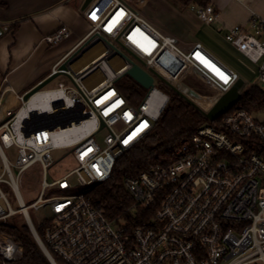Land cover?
<instances>
[{
  "label": "built area",
  "instance_id": "obj_1",
  "mask_svg": "<svg viewBox=\"0 0 264 264\" xmlns=\"http://www.w3.org/2000/svg\"><path fill=\"white\" fill-rule=\"evenodd\" d=\"M145 1L108 0L105 14L53 67L57 73L69 60L66 76L74 85L59 83L46 90L54 93L47 110L31 111L23 95L17 96V110L1 107L0 223L22 214L52 264H58L53 253L66 264H264V158L243 143L255 138L264 144V122L245 109L225 113L220 128L211 121L199 126L170 161L126 178L131 205L115 218H108L85 193L45 198L52 188L66 192L78 184L107 182L118 159L151 134L170 102L169 94L155 84L158 76L167 80L170 75L163 67L166 60L196 70L224 95L239 79L244 80L242 95L252 86L202 43L180 46L143 14ZM190 8L203 24L220 20L211 4ZM248 20L223 28L225 40L260 65L264 84V19L252 12ZM69 36V27L61 25L43 41L56 46ZM98 44L103 51L75 70L73 65ZM124 55L154 77V86L140 102L133 103L116 86L132 66ZM92 75L102 80L89 87L85 80ZM33 113L52 117L33 119ZM81 116L85 119L77 122ZM32 123L40 128L26 136ZM102 130L105 136L99 135ZM14 147L17 158L11 162L5 151ZM57 150L73 151L77 165L49 182L46 176ZM34 164L42 167L44 180L37 200L26 206L19 187ZM2 183L11 187L18 209ZM31 208L48 209L43 238ZM142 209L148 217L141 216ZM23 255L22 246L0 232V264H16Z\"/></svg>",
  "mask_w": 264,
  "mask_h": 264
},
{
  "label": "crops",
  "instance_id": "obj_2",
  "mask_svg": "<svg viewBox=\"0 0 264 264\" xmlns=\"http://www.w3.org/2000/svg\"><path fill=\"white\" fill-rule=\"evenodd\" d=\"M208 1L220 13V20L211 26L200 21L201 25H189L195 32L192 41L183 42L165 28L160 29L183 48L202 43L226 63L204 38L213 32L225 38L223 28L248 24L252 12L264 19V0ZM83 3L84 0H0V91L5 88L15 97L24 95L53 73V67L100 20L109 5L107 0H94L82 11ZM190 7L181 9L188 11L187 18L191 15L198 20ZM61 25L69 27L70 36L56 46L45 43L43 38ZM170 74L174 75L172 70Z\"/></svg>",
  "mask_w": 264,
  "mask_h": 264
},
{
  "label": "rangeland",
  "instance_id": "obj_3",
  "mask_svg": "<svg viewBox=\"0 0 264 264\" xmlns=\"http://www.w3.org/2000/svg\"><path fill=\"white\" fill-rule=\"evenodd\" d=\"M145 2L146 3L142 6V12L150 21H152V23H154L161 29L165 28L166 30H164L166 32L173 34L181 41L183 40V42L185 40V42L187 41L186 43H188L195 38V32L191 30L189 25H201V23L191 15L187 18L188 11L181 9L179 4H177L175 0H146ZM204 41L209 47L213 48V50L221 59H223L229 66L239 72V74L245 79L246 86L247 84L257 85L264 91V84L259 79L260 65L252 63L247 57L237 51L238 49H236L225 40L224 35H218L214 32L209 33V35L204 38ZM183 42L181 43L183 44ZM102 51L103 46L101 44L96 45L95 48L93 47L92 50L87 52L82 57V59L74 65V69L78 71V69H80L83 65L89 63ZM166 61L168 62H164L163 67L168 69V71L170 72L172 70V73L174 74H170L167 80L181 92H183L186 96L196 102L199 106L202 105L205 111H208L214 104V102L220 96L224 95L217 85L208 80V78H205L204 76L199 74V72H197L196 70L187 67L179 62H175L171 59H168ZM101 80L102 79L98 75H92L90 78L85 80V84L89 87H92L99 83ZM59 83L74 85V83L68 76L61 75L50 82L47 87L43 89V91L57 88ZM155 84L158 86H164L165 92L169 95H172V93L177 94L175 90H173L168 84H166L159 78H156ZM116 86L117 88L122 90L121 92L124 95L127 96V93H125L124 89H130L129 87L136 86V82L131 77H129V75H125L116 82ZM141 91L142 95L147 92L144 88ZM5 92V88L0 91V101L3 99V103L2 106H0V109L1 107L6 106L7 110H17L21 103L18 101L15 95H11V92H8L7 94H5ZM3 95L7 96L3 97ZM256 115L261 121L264 122V112H258V114ZM0 124H2V121L0 122ZM104 134H106V131L102 130L99 135L105 136ZM5 152L10 161L14 162L17 158L16 148L14 147L11 149H7ZM53 156L54 164L48 169V175L46 176V179L49 182H51L54 178L65 175L77 165L74 159L73 151L71 150H57L53 152ZM13 172L16 173L17 170L13 168ZM2 173L3 164L0 159V175ZM4 177L9 178L6 174L4 175ZM43 180L44 172L40 164H34L24 172L19 190L23 202L26 206L32 204L41 194L40 192L42 189ZM73 180L77 182L76 177H74ZM86 187L87 186L78 184L73 190L66 192H61L57 190V188H52L45 193V198L62 194L71 196L79 195L85 192ZM1 189L3 190V192H5L12 207L18 209V203L11 187L6 183H2ZM47 210L48 209L36 210L34 208H31L29 210L30 217L34 224L43 223V221L47 217Z\"/></svg>",
  "mask_w": 264,
  "mask_h": 264
},
{
  "label": "trees",
  "instance_id": "obj_4",
  "mask_svg": "<svg viewBox=\"0 0 264 264\" xmlns=\"http://www.w3.org/2000/svg\"><path fill=\"white\" fill-rule=\"evenodd\" d=\"M175 2L181 8L192 5L206 7L210 4L208 0H175ZM159 87L165 91L164 86ZM129 88H125L124 91L133 103L140 102L146 94H141L143 87L137 83L136 86ZM169 96L170 102L151 134L118 159L111 179L86 187L84 193L108 218L121 215L131 205L132 197L125 186L126 178L136 177L155 164L170 161L176 148L186 142L199 126L208 123L201 112L178 94L172 93ZM236 109H245L252 113L264 112V91L257 85L250 86L230 112ZM226 114L213 121V126L220 128L221 120ZM248 142L243 141L250 152L258 153L264 158V144L255 138ZM141 216L148 217V210L142 209ZM46 223L35 225L40 238H43ZM0 232L22 246L24 255L17 264H52L22 214L12 216L6 222L0 223ZM53 255L58 264H66L55 253Z\"/></svg>",
  "mask_w": 264,
  "mask_h": 264
},
{
  "label": "water",
  "instance_id": "obj_5",
  "mask_svg": "<svg viewBox=\"0 0 264 264\" xmlns=\"http://www.w3.org/2000/svg\"><path fill=\"white\" fill-rule=\"evenodd\" d=\"M94 0H84V3L82 5V11L86 10L91 3ZM125 56V55H124ZM125 58L129 61V63L132 65L131 68L128 69L126 72V75H129L136 83H138L141 87H143L145 90H149L154 86V77L146 72L141 66H139L137 63L133 62L129 57L125 56ZM69 70V60L62 63V65L59 68V71L57 73H53L47 78H45L42 82L37 84L35 87H33L30 91L25 93L23 95L24 101H29L36 93L43 90L47 87V85L52 82L54 79H56L58 76L61 75H67V71ZM159 79L163 80L166 84H168L177 94L183 98L187 103H189L192 107L196 108L199 112L202 113V115L208 120V121H215L225 113L229 112L233 109V107L241 100V98L244 96L240 93L241 89L244 86V80L239 79L234 86L229 90L228 93L225 95L220 96L214 104L210 107L208 111L203 110L196 102H194L191 98L186 96L183 92H181L178 88H176L174 85H172L169 81L162 78L161 76H158ZM59 103L54 104V107H57ZM33 119L34 118H48L52 116L48 115H37V113L32 114ZM85 117L81 116L77 119V122L84 120ZM70 122H68L69 124ZM30 125V123H27ZM64 124L63 126H65ZM55 126V125H54ZM104 125H102L103 127ZM40 128V125L37 123H32V126L30 129H27L25 132L26 136L31 135L32 133H36L38 129Z\"/></svg>",
  "mask_w": 264,
  "mask_h": 264
},
{
  "label": "bare ground",
  "instance_id": "obj_6",
  "mask_svg": "<svg viewBox=\"0 0 264 264\" xmlns=\"http://www.w3.org/2000/svg\"><path fill=\"white\" fill-rule=\"evenodd\" d=\"M108 1V0H107ZM7 92V91H6ZM5 92V94H6ZM8 93V92H7ZM4 94V95H5ZM3 97H6L4 96ZM54 93L48 91H39L29 101V108L31 111L38 112L39 110H47L50 107V103L53 100ZM3 99L1 100L0 106H2ZM25 110H22L20 115H25Z\"/></svg>",
  "mask_w": 264,
  "mask_h": 264
}]
</instances>
